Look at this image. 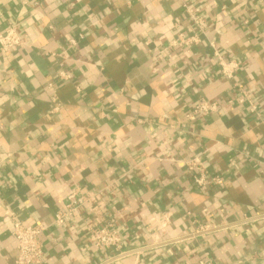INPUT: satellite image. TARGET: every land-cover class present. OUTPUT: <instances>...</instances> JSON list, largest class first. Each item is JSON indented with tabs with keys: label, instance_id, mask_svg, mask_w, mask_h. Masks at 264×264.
I'll list each match as a JSON object with an SVG mask.
<instances>
[{
	"label": "crops",
	"instance_id": "0c3cea01",
	"mask_svg": "<svg viewBox=\"0 0 264 264\" xmlns=\"http://www.w3.org/2000/svg\"><path fill=\"white\" fill-rule=\"evenodd\" d=\"M188 7L205 21L196 42ZM10 26L0 264L13 220L45 227L43 264H264V0H0ZM71 194L83 203L57 225ZM105 224L119 256L88 240Z\"/></svg>",
	"mask_w": 264,
	"mask_h": 264
},
{
	"label": "built area",
	"instance_id": "2783aa9c",
	"mask_svg": "<svg viewBox=\"0 0 264 264\" xmlns=\"http://www.w3.org/2000/svg\"><path fill=\"white\" fill-rule=\"evenodd\" d=\"M186 14L190 17L194 26V34L190 38L192 42H196L197 35L204 32L205 21L199 14L198 9L188 7L185 9ZM21 44L19 36L13 26L7 27L3 34L0 33V49L3 52L17 48ZM222 66L224 75L231 77L237 65L234 62L224 63L219 62ZM247 101L248 98H245ZM211 106L205 102H200L196 105V111L207 112ZM261 163L264 165V155ZM188 171L193 174V181L197 186L205 185V169L200 162L193 158L186 162ZM212 182L217 185L221 181L218 178H213ZM83 203L81 198H77L74 194L69 195L68 203L64 209L59 210L55 215V223L62 224L64 218L70 216L77 211L78 206ZM45 230V227L39 223L34 225H23L20 221L13 220L12 222V235L16 241V255L13 264H43L42 256L43 250L40 241V235ZM87 237L90 243L98 251H107L112 248L115 251L121 249V240L115 230L111 229L109 224L102 226H88ZM121 255L119 251L115 256ZM198 264H215L208 257H203L198 261Z\"/></svg>",
	"mask_w": 264,
	"mask_h": 264
}]
</instances>
